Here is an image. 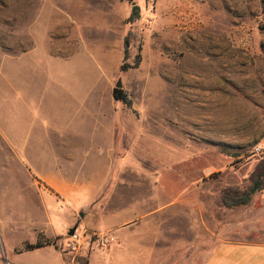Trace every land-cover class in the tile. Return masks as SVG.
Instances as JSON below:
<instances>
[{"label": "rangeland", "instance_id": "1", "mask_svg": "<svg viewBox=\"0 0 264 264\" xmlns=\"http://www.w3.org/2000/svg\"><path fill=\"white\" fill-rule=\"evenodd\" d=\"M133 5L141 15L129 23ZM49 38L58 58L44 54ZM34 47L36 58L22 63L28 104L23 113L14 104L0 111V264H129L114 231L99 228L102 213L113 214L117 203L127 211L138 208L129 239L146 234L147 217L159 210L161 230L168 220L172 225L165 264H199L211 232L225 234L239 218L238 210L223 206L222 190L247 188L263 159L264 149H255L264 148V0H0V98L12 96L5 65L11 61L18 69V58ZM138 56L137 68L122 70ZM57 70L94 78L74 85L100 91L102 113L91 115L90 124L106 129L117 156L94 200L83 194L75 206L76 196L59 198L58 234L72 217L69 207L76 219L57 241L59 253H18L35 240L33 219L42 218L46 182L28 171L18 145L3 140L2 126L12 130L15 142L28 139L27 152L46 165L53 154L45 142L50 134L100 137L83 126L87 115L75 112L60 81L40 78ZM118 82L132 108L114 100ZM67 124L72 127L59 128ZM127 155L130 161L122 159ZM78 162L77 168L102 164ZM255 201H264V191L250 204ZM200 218L201 228L194 224ZM74 227L78 244L69 236ZM105 233L115 242L94 244V235ZM163 233L160 247L168 237ZM147 255L148 248L139 246L135 263L146 264ZM162 263L163 255L155 254L151 264Z\"/></svg>", "mask_w": 264, "mask_h": 264}, {"label": "crops", "instance_id": "2", "mask_svg": "<svg viewBox=\"0 0 264 264\" xmlns=\"http://www.w3.org/2000/svg\"><path fill=\"white\" fill-rule=\"evenodd\" d=\"M36 48L34 47L28 50L18 58V69H12L14 63H11V61L5 65V75L3 74V78L6 82L7 88L12 92V96L3 95L0 98V111H2L7 104L19 105L22 111L23 105L28 104L29 98L27 97L25 86L22 84V63L25 59L32 61L36 58ZM44 54L47 56H54L55 58L57 56L50 38L46 44ZM57 63L60 65L58 61ZM40 76V78H43V80L50 83L60 81L59 87L66 88L65 92L67 97L70 98V104H73V106L77 108L75 112L87 115V118L84 117L83 126L89 127L91 134L94 131L96 134L97 132H100V137H93L92 134L91 137L83 138V135L78 133L66 132H63L62 134H50L45 142L52 147L51 151L53 154L50 156V165H46L43 162L46 159H41L40 156L33 157L27 152V146L29 144L28 139H25V142L17 143L14 141L15 135L12 136L11 134L12 130L8 131L6 125L2 126L3 140L8 142L9 146L18 145L19 152L23 156V159L29 163L30 170L28 171L30 173L33 172L37 178L46 182V186H43L46 191H43L44 195L42 194V218L33 219V226L38 232H32L35 235V240L32 244L38 241L39 234H42L46 239L55 240L64 237L68 233L69 229L76 223L75 212H73L72 208H68L72 217L65 224V230L58 234L55 221L59 215L63 214V211L59 209V201L63 200H60L59 198L69 201L72 199V201H74L73 198L76 196L78 203L74 202L75 206L81 203L80 196L83 194L89 195V202L94 200L93 194L96 192L100 194L107 183L106 179L108 178V171L110 170V165H108V163L114 161L117 156V149L111 148V144L104 137L106 129H102V127L97 125L92 127L90 124L91 115L102 113L103 108L102 105H100V91L94 90L91 92L89 87L87 91H84L78 89L79 87L74 85V82H90L94 78L90 74L82 73L75 76L73 74L69 75L65 72L59 73L58 70L56 71V75L47 73ZM34 78L37 79L36 77ZM42 98H45V96L43 95ZM64 127L72 126L67 124L66 126L59 128ZM68 129L69 128H64L62 131ZM128 155L122 159L130 161ZM87 159L98 162L102 161V164L93 167L90 166V168L84 164H80L77 168L76 163L78 161H80L78 163H86ZM106 163L109 168L106 167ZM53 201L57 202L56 207L50 203H53ZM88 201L84 202L82 208L78 209L82 210L83 207L87 205ZM120 201L122 200L120 199ZM122 205L125 204L117 203V206L121 207L120 209L115 208L113 214L102 213V228H99L102 229V231H114L116 237L120 240L121 245H123V250L129 256V264H136V258L138 257L137 248L139 246H146L148 248L146 264H151L154 255L157 253L163 255L162 264H165L166 258H170L169 253L172 243V225L170 221L168 220L164 225L165 227L161 230L158 223H156L158 221L157 216H160V213L158 212L159 210H154L147 217L149 222L146 227V234L138 232L136 233L137 235L135 238L133 237L132 239H129V234L133 233V230H130V228L133 226V222L138 219V208L136 206L135 209L127 211V208L122 207ZM51 207L55 208L52 209ZM165 207L166 206H164V208ZM237 210L240 212L239 218L234 224H232V226L229 224L231 226L229 229L230 231H227L225 234H218L215 231L211 232L212 237L210 238V241H208L209 243H207L205 249L203 250V248H200L201 261L199 264H264V201H255L248 206L238 207L234 210L229 209L228 211L237 213ZM166 211L167 210H164L162 213L165 214ZM194 222L195 226L200 228L202 224H204L202 218ZM85 225L91 228L95 227L91 225V221H87ZM160 232L168 233V237H164L165 243L161 247L158 245L161 237V235H159ZM166 233L163 234L166 235ZM188 247V245H185V249H188ZM37 251H55L59 253L54 246H47L29 252L33 253ZM113 259H116L115 255Z\"/></svg>", "mask_w": 264, "mask_h": 264}, {"label": "trees", "instance_id": "3", "mask_svg": "<svg viewBox=\"0 0 264 264\" xmlns=\"http://www.w3.org/2000/svg\"><path fill=\"white\" fill-rule=\"evenodd\" d=\"M141 10L138 5H133L132 13L129 18V23H133L140 18ZM129 37H127L125 44V59L129 58L130 54V41ZM140 56L137 57L136 62L132 66H123L122 70L128 69H135L140 64ZM114 99L117 102H122L128 108H132V101L130 100L129 96L122 88H115L113 91ZM264 191V151H263V159L261 160L260 164L258 165L256 171L254 172L251 184L245 188L240 189L238 187H229L227 189L222 190L221 199L222 204L225 208L234 209L237 207L247 206L249 205L253 197ZM61 238H57L55 240L46 239L42 234H39V239L36 243H26L23 249L18 250V253H23L25 251H34L38 250L47 246H54L58 249L57 241ZM84 264H89V262H85Z\"/></svg>", "mask_w": 264, "mask_h": 264}, {"label": "built area", "instance_id": "4", "mask_svg": "<svg viewBox=\"0 0 264 264\" xmlns=\"http://www.w3.org/2000/svg\"><path fill=\"white\" fill-rule=\"evenodd\" d=\"M263 147H257L255 150L259 154L263 151ZM71 239L74 243H80L81 237L78 233H74V235L71 236ZM94 244H97L98 246L107 247L108 245L115 242V238L110 234H101V235H94L93 237Z\"/></svg>", "mask_w": 264, "mask_h": 264}, {"label": "water", "instance_id": "5", "mask_svg": "<svg viewBox=\"0 0 264 264\" xmlns=\"http://www.w3.org/2000/svg\"><path fill=\"white\" fill-rule=\"evenodd\" d=\"M122 86H123L122 82H118L116 84V88H122ZM76 229H77V227L72 228L71 231L69 232V236L74 235V233L76 232Z\"/></svg>", "mask_w": 264, "mask_h": 264}]
</instances>
